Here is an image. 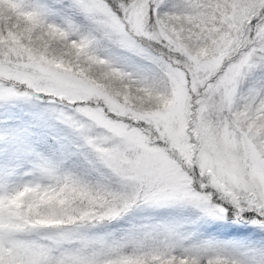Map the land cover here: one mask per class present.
Instances as JSON below:
<instances>
[{
    "label": "snow or ice",
    "instance_id": "1",
    "mask_svg": "<svg viewBox=\"0 0 264 264\" xmlns=\"http://www.w3.org/2000/svg\"><path fill=\"white\" fill-rule=\"evenodd\" d=\"M0 107V264H264V0H0Z\"/></svg>",
    "mask_w": 264,
    "mask_h": 264
},
{
    "label": "rangeland",
    "instance_id": "2",
    "mask_svg": "<svg viewBox=\"0 0 264 264\" xmlns=\"http://www.w3.org/2000/svg\"><path fill=\"white\" fill-rule=\"evenodd\" d=\"M51 2V0H49ZM27 114L22 112L18 108H4L0 107V164H5L13 158V147L10 143L4 141L3 136L5 132L10 128H26ZM179 209H159L150 212L137 213L138 216H169L179 214ZM223 222H211L201 229V232L205 237H216L219 240L229 241L236 244L247 243L249 245L255 244L260 237H254L251 233L243 234L235 231L233 226L231 227H218V224ZM121 226H125V222L121 221Z\"/></svg>",
    "mask_w": 264,
    "mask_h": 264
},
{
    "label": "trees",
    "instance_id": "3",
    "mask_svg": "<svg viewBox=\"0 0 264 264\" xmlns=\"http://www.w3.org/2000/svg\"><path fill=\"white\" fill-rule=\"evenodd\" d=\"M233 229L235 230V231H237V232H240V231H238L237 229L239 228V226H236V225H233Z\"/></svg>",
    "mask_w": 264,
    "mask_h": 264
}]
</instances>
